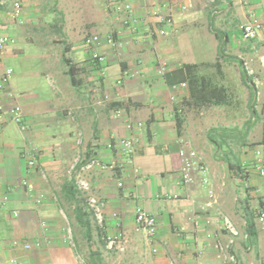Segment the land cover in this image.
Masks as SVG:
<instances>
[{"label":"crops","instance_id":"obj_1","mask_svg":"<svg viewBox=\"0 0 264 264\" xmlns=\"http://www.w3.org/2000/svg\"><path fill=\"white\" fill-rule=\"evenodd\" d=\"M129 1L140 20L137 30L112 19L107 0H70L69 10L60 0H22L20 21L12 20L7 9L1 12L6 30L16 38L0 53V77L6 68L14 69L5 87L12 95L5 101L7 107L22 106L28 129L22 134L8 116L0 123V198L8 197L5 205L0 203V264L11 258L21 264H80L57 207L59 198L66 203V182L76 185V173L65 175L79 151L75 131L78 125L83 128L85 159L121 162L119 152L107 144L133 133L126 118L143 124L136 130L140 143L133 162L84 176L90 183L87 195L105 201L107 232L126 237L128 258H151L148 264H223L216 248L218 238H227L221 212L242 232L247 220L257 227L256 242L237 239L239 263L233 264H262L264 229L256 213L264 209V178L256 168V150H264V109L252 106L253 90L238 55L250 57L264 73L259 59L264 55V31L249 42L238 26L253 13L264 20V0H216L212 6L206 0ZM153 9L174 19L167 35H160L162 23ZM108 33L120 44L114 47L103 40L95 48L105 57L99 64L84 40ZM202 38L212 40L213 59H205ZM220 38L225 40L221 54ZM64 58L76 64L74 82ZM46 82L50 92L40 85ZM70 108L76 119L68 114ZM118 108L120 117L114 114ZM185 143L208 165L207 184L202 183V172L190 185L180 182L179 149ZM28 149L36 151L48 182L27 167L23 153ZM230 164L240 165L242 172ZM210 188L216 203L209 197ZM40 193L46 194L42 202L37 201ZM52 194H57V204ZM66 204L74 215L76 203ZM138 207L157 218L153 242L137 227ZM207 218L210 225H204ZM15 240L32 246H13Z\"/></svg>","mask_w":264,"mask_h":264},{"label":"built area","instance_id":"obj_2","mask_svg":"<svg viewBox=\"0 0 264 264\" xmlns=\"http://www.w3.org/2000/svg\"><path fill=\"white\" fill-rule=\"evenodd\" d=\"M208 5H214L216 0H206ZM242 3H246L248 0H239ZM107 3L110 8L111 18L114 20H120L125 26L131 28L132 30H137L140 24V20L136 17L135 11L132 3L129 0H107ZM7 9L9 17L14 21H20L22 19L23 5L22 0H0V53L4 52L6 48L16 42L15 36L9 33L6 30V26L1 19V12ZM158 21L162 23L161 28L158 29L160 35H167L169 30L174 28V19L170 15H163L158 9H153L151 12ZM123 15V16H122ZM242 37L252 42L258 38L260 32L264 31V20L258 18V16L253 13L251 17L245 22L241 23L239 26ZM103 40H106L109 44L114 47H117L120 42L117 40L114 33H108L105 36L99 34L88 35L84 44L88 47H92V58L99 64L105 62V57L99 53L95 48L99 46ZM261 66L264 67V55L260 56ZM238 60L241 65V68L246 75L249 84L253 90L252 102L254 107L262 106L264 109V73H262L253 63V60L245 54L238 55ZM14 74V69L8 67L4 70L0 77V123L5 120V117L8 118L17 125L19 131L24 134L28 129V124L25 119V114L22 106L20 104H15L11 107H7L5 96L12 95L11 91L6 92L5 87L9 84L12 76ZM134 75V73H131ZM120 79L118 83H121ZM183 86L186 83H182ZM108 97V96H106ZM68 114L72 119H76V114L71 108L68 109ZM116 117L123 115L121 109L114 110ZM126 126L128 129L132 130L133 133L129 136L120 138L116 141H111L107 144V148L110 150L116 149L122 157V161H105L100 157L92 156L87 159L83 157L81 147L84 143V131L83 128L78 125L75 131V143L79 149L75 159L71 163L70 172L76 173V186L77 189L86 195V203L89 210L92 212L95 224L99 230L101 238L105 243V246L108 250L117 251L124 253L127 250L128 241L126 237L122 234H110L107 232V227L104 217V208L105 201L95 195H87L90 191V183L88 179L84 176L85 172L93 171L94 169H115L122 162H133V157L136 151V146L140 143V136L136 130L142 128L141 122L132 121L129 118L125 119ZM26 158L27 167L29 169H35L41 178L45 181H49L48 173L39 160L37 153L34 149H28L23 153ZM179 155L181 158V169H180V182L185 185L192 184L196 179L197 172H202V183L207 184L208 181V172L209 168L206 162L203 159L202 154L193 148L189 143H185L179 149ZM257 162L256 168L258 169L259 174L264 178V150H256ZM29 186V189L32 190L33 186L28 182H25ZM119 185H122L119 183ZM209 197L212 203H216V194L213 189L208 190ZM52 198L55 201H58L57 194H52ZM46 199L45 193H40L37 197L38 202H42ZM8 197L2 195L0 198V203L5 205L7 203ZM61 213L66 220V233L70 240V244L75 251V257L80 264H91L86 255L77 248L75 242H73L72 228L70 226L69 220L66 217L65 213L61 209ZM221 222L222 228L227 233V238H218L216 240V248L218 254L223 262V264H233L238 262V256L234 250V246L237 242V239L243 237L245 240L248 238V232H242L236 222L225 213H221ZM12 215L18 216L17 210H12ZM135 220L137 227L141 229L150 242L155 241L158 228H157V218L154 214L148 212L143 207H138L136 209ZM197 224L200 223L198 218L195 219ZM256 222L258 225L264 229V209H259L256 213ZM212 223L210 218H207L204 221V225H210ZM42 225L46 227V222L43 221ZM210 236V234H208ZM40 243L37 242L36 246H39ZM13 246H21L24 249H30L31 244L29 242L20 243L15 240ZM261 263L264 264V258H262ZM2 264H6L2 262ZM7 264H21L16 258H11ZM170 264H175L173 260H170Z\"/></svg>","mask_w":264,"mask_h":264},{"label":"trees","instance_id":"obj_3","mask_svg":"<svg viewBox=\"0 0 264 264\" xmlns=\"http://www.w3.org/2000/svg\"><path fill=\"white\" fill-rule=\"evenodd\" d=\"M219 52L222 53L225 40L219 39ZM66 62H68L69 67V75L71 76L72 82L75 81L73 74L76 70V64L72 63L68 60V58H64ZM252 106H254V103L252 102ZM87 159V158H86ZM232 165V164H230ZM233 170L238 171L239 173L242 172L240 170V165H232L231 166ZM241 175V174H240ZM244 176V175H242ZM63 191L65 192V200L66 203H76V206L73 210L74 217L78 223V225L81 227L83 235L85 239L88 242V256L89 261L91 264H105L104 263V257L102 252V247H104V243L102 246H98L96 241L93 240V230L96 227L95 220L93 217L92 212L89 210L88 206L85 205L83 199L81 198V192L77 189V186L74 184L72 180H68L64 186ZM82 203V204H80ZM246 231L248 232V238L247 242L253 243L256 242L257 239V227L255 225V222L252 220H247L246 223ZM100 235V233H99Z\"/></svg>","mask_w":264,"mask_h":264},{"label":"rangeland","instance_id":"obj_4","mask_svg":"<svg viewBox=\"0 0 264 264\" xmlns=\"http://www.w3.org/2000/svg\"><path fill=\"white\" fill-rule=\"evenodd\" d=\"M69 2H70V0H60V3H62V4L64 3V4L68 5V6H66V9H68V10L70 9ZM57 8L59 9V7H57ZM62 8H65V7H62ZM54 36H56L57 38H61L60 34H55ZM201 44L203 45V48H204V53L203 54H205V59H213V58H211L212 57V54H211L212 40L208 39V38H202L201 39ZM40 85H44L45 86V87H42V89L46 88V91H48V92L51 91V89L48 86L47 82L46 83H41ZM216 123H217V121H215V124ZM218 125H220V123H217L215 126H218ZM214 138L218 139L220 137H218L217 135L216 136L214 135ZM70 167H71V164H69L65 168V175L67 174L66 177L71 176ZM61 178H63V176ZM49 184L52 186V188L54 186H56L54 180L50 181ZM53 202L55 204H57L56 203L57 201L53 200ZM59 202H60V206L57 205V207L59 209V214H60V216L62 218V221H61L62 225L66 226V220L63 217L60 209L63 210V212L65 213L66 217L69 220L70 226L72 228V236L74 238L75 243L81 249L82 252L87 254L88 253V243H87V240L85 239V237L83 235L81 227L78 225V223H77L74 215L72 214L70 208L68 207V205L65 202H63V201H60V198H59ZM256 211L257 210H255V212ZM92 235H93V240L96 241L97 245L98 246H102L104 242H103L101 236L99 235V231L97 230L96 227L94 228ZM102 252L105 254V257H106V258H104V263L105 264H148V263H151V258H128V254H129L128 250H126V252H124V253H120V252L111 251V250H108L105 247H102ZM238 263H239V260H238ZM240 264H249V263H248V260H240Z\"/></svg>","mask_w":264,"mask_h":264}]
</instances>
